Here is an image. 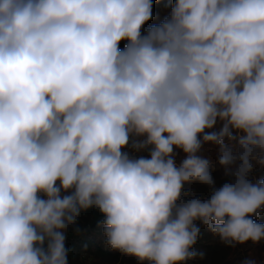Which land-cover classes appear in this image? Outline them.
Instances as JSON below:
<instances>
[{"label": "clouds", "instance_id": "1", "mask_svg": "<svg viewBox=\"0 0 264 264\" xmlns=\"http://www.w3.org/2000/svg\"><path fill=\"white\" fill-rule=\"evenodd\" d=\"M152 9L0 0V264H68L64 230L89 208L111 249L149 264L203 258L196 221L229 246L264 240V179L249 178L264 167V0H176L143 33ZM204 143L230 178L218 188ZM192 182L210 197L185 199Z\"/></svg>", "mask_w": 264, "mask_h": 264}, {"label": "trees", "instance_id": "2", "mask_svg": "<svg viewBox=\"0 0 264 264\" xmlns=\"http://www.w3.org/2000/svg\"><path fill=\"white\" fill-rule=\"evenodd\" d=\"M175 2L176 0H152V18L145 23L142 32L146 33L149 27L157 25L169 17ZM125 44L126 41H122L120 47L123 48ZM217 124H219V121ZM217 124L213 129H206L205 131H218L216 129ZM133 139L143 140L146 137H133ZM215 147H217L215 144L204 143L198 155H204ZM122 151L135 158L140 156L150 158L148 148L137 152L131 147V142ZM174 153L175 162L178 164L186 157L181 149L174 148ZM179 159L181 161H178ZM253 164L254 170L249 178L253 181L264 179V167L256 165L255 161H253ZM212 177L217 188L230 179L225 173H221L219 169L212 172ZM184 188L190 191L189 199L194 196L207 199L211 195V189L201 183H186ZM251 218L258 223H264V208ZM103 220L104 216L98 209L89 208L86 211H81L75 225H70L64 230L68 264H149L148 261L141 262L134 256L124 255L111 249L105 243ZM196 224L200 231L197 242L191 250L197 254L203 253V258H200L199 255L194 258L199 260V264H249V262L251 264H264V240L259 243L248 241L244 244H236L233 247L225 244L219 236L214 235L207 226L199 221H196ZM77 228L81 230L79 233L76 231Z\"/></svg>", "mask_w": 264, "mask_h": 264}, {"label": "rangeland", "instance_id": "3", "mask_svg": "<svg viewBox=\"0 0 264 264\" xmlns=\"http://www.w3.org/2000/svg\"><path fill=\"white\" fill-rule=\"evenodd\" d=\"M221 126H222V124L219 121V124H217L216 129L219 131V129H220ZM233 134L234 135L236 134L235 131H234ZM201 156L204 157V158L209 159L212 162V164H213V170H212V172H214V171H216V170L219 169V171L221 173H225V171H226L225 168L223 166L218 165L216 163L217 156H218V146L215 147V148H213V150H211L210 152L205 153L204 155L201 154ZM178 161H181V160L179 159ZM176 164L179 165L178 163H176ZM195 183H199V182H195ZM187 199H189V197H187ZM182 264H199V260L191 259V260H187V261L182 262Z\"/></svg>", "mask_w": 264, "mask_h": 264}]
</instances>
